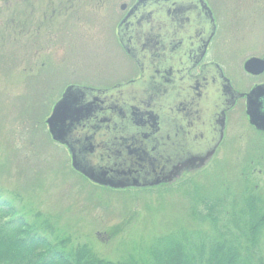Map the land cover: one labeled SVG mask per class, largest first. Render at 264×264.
I'll return each instance as SVG.
<instances>
[{"label":"rangeland","instance_id":"obj_1","mask_svg":"<svg viewBox=\"0 0 264 264\" xmlns=\"http://www.w3.org/2000/svg\"><path fill=\"white\" fill-rule=\"evenodd\" d=\"M135 1L0 0V196L73 256L88 250L113 264H153L164 248L185 246L205 260L208 242L238 230L240 251L264 259V230L248 243V212H264V136L249 128L243 103L228 114L206 167L160 188L94 186L51 141L45 121L67 86L108 89L138 77L116 36L122 4ZM204 2L216 26L204 61L238 90L263 82L246 77L243 64L264 57V0Z\"/></svg>","mask_w":264,"mask_h":264},{"label":"water","instance_id":"obj_2","mask_svg":"<svg viewBox=\"0 0 264 264\" xmlns=\"http://www.w3.org/2000/svg\"><path fill=\"white\" fill-rule=\"evenodd\" d=\"M214 32L203 0H138L117 36L140 77L106 90L70 85L45 121L71 168L112 190L158 188L202 170L222 141L224 113L243 97L216 64L190 75ZM244 70L257 75L264 60L251 58ZM262 98L264 85L246 95L255 126ZM257 127L264 131V123Z\"/></svg>","mask_w":264,"mask_h":264},{"label":"trees","instance_id":"obj_3","mask_svg":"<svg viewBox=\"0 0 264 264\" xmlns=\"http://www.w3.org/2000/svg\"><path fill=\"white\" fill-rule=\"evenodd\" d=\"M248 213V232L253 241L248 243L255 245L264 230V212L259 210ZM236 232L237 234L228 235V241L208 242V247H205L208 256L205 260L202 252L194 255L193 248L172 246L164 248L160 252L161 258L153 259V264H264L261 256L249 258V254L240 251L241 244L236 242L239 231ZM64 244L65 241L53 243L36 233L22 217L16 216L12 203L0 196V264H113L99 260L88 250H82L73 256L65 249ZM118 264L135 263L129 261Z\"/></svg>","mask_w":264,"mask_h":264},{"label":"flooded vegetation","instance_id":"obj_4","mask_svg":"<svg viewBox=\"0 0 264 264\" xmlns=\"http://www.w3.org/2000/svg\"><path fill=\"white\" fill-rule=\"evenodd\" d=\"M137 1V0H136ZM135 1V2H136ZM207 4V3H206ZM124 5H126V4H124ZM133 5V4H132ZM131 5V6H132ZM130 6V7H131ZM208 6V5H207ZM129 9V8H128ZM127 9V10H128ZM207 51H208V48H207ZM207 51H206V53H205V56H204V58L202 59V61L191 71V76H198L200 73V68L203 66V65H206V64H210V63H213L214 64V62H211V61H204L205 60V58H206V55H207ZM259 59H264V57H262V58H259ZM248 60V59H247ZM246 60V61H247ZM245 61V62H246ZM216 64V63H215ZM245 64V63H244ZM244 64H243V72H244V75L246 76V77H248V78H259V77H262V76H264V71H262V72H260L259 74H257V75H252V74H249V73H247L245 70H244ZM218 65V64H217ZM219 66V65H218ZM221 68V67H220ZM221 70H222V68H221ZM222 73H223V75L225 76V74H224V72H223V70H222ZM226 77V76H225ZM227 78V77H226ZM228 79V78H227ZM230 84H231V82H230ZM261 85H264V81L263 82H259V83H255V84H253V86H251L249 89H247V90H238V89H236V88H233V86H232V88L236 91V92H238L239 94H243V97H241V98H238L235 102H234V106L232 107V109H230V110H228V111H226L225 113H224V118H225V127H226V123H228V120H229V118H228V114L231 112V111H233V109L235 108V106H237L238 105V103H243V106H244V110H243V117H244V119H245V121L247 122V124H248V126H249V128H251L257 135H261V136H264V131L263 130H260V129H258L259 127H257V126H260L261 127V124L262 123H264V98H262L261 100H260V102L262 103L261 104V109L262 110H260V111H258V112H256V113H254L253 115H254V123L257 125V126H255V125H253L252 123H251V118H250V116L247 114V110H246V95L252 90V89H254V88H257L258 86H261ZM237 117V116H236ZM240 117H242V116H240ZM224 137H225V128H224V133H223V138H222V141H221V143H220V145L222 144V142L224 141ZM220 145H219V147H220ZM218 147V148H219ZM215 155V154H214ZM213 158V157H212Z\"/></svg>","mask_w":264,"mask_h":264}]
</instances>
